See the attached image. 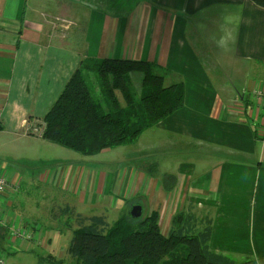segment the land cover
<instances>
[{
    "label": "crops",
    "instance_id": "0c3cea01",
    "mask_svg": "<svg viewBox=\"0 0 264 264\" xmlns=\"http://www.w3.org/2000/svg\"><path fill=\"white\" fill-rule=\"evenodd\" d=\"M44 13L65 15L75 25L53 32L41 16ZM193 28L194 36H205L213 63L218 57L239 59L235 75L241 76L240 83L220 78L215 82L208 76L212 73L200 63ZM85 58L143 60L165 69L169 83L180 78L185 90L182 109L155 127L204 142L217 152L208 156L199 151L211 165L180 164L169 184L180 185L178 195L187 187V197L201 196L188 202L213 211L210 247L215 251L228 254L240 249L254 252L257 260L264 257V102L251 95L255 82L244 81L246 65L259 72L264 69V9L250 0H0V151L15 158L36 156L38 144L46 142L41 138L42 118ZM238 88L244 95L240 102ZM0 173L10 189L23 179L17 172ZM119 187L120 182L118 199ZM85 193L79 197L83 205ZM9 195L4 197L1 218L14 223L19 211ZM157 195L159 200L165 197L162 190ZM171 195L166 204L173 202ZM225 211L228 228L238 233L229 234L227 245H234L216 248V228L221 227ZM160 223H170V217L160 215ZM30 245L20 249L10 244L8 254L30 251Z\"/></svg>",
    "mask_w": 264,
    "mask_h": 264
},
{
    "label": "rangeland",
    "instance_id": "374dc122",
    "mask_svg": "<svg viewBox=\"0 0 264 264\" xmlns=\"http://www.w3.org/2000/svg\"><path fill=\"white\" fill-rule=\"evenodd\" d=\"M41 16L53 32L66 31L75 25V21L62 14L44 13ZM194 31L195 29L193 28L191 32L193 41H196V45H200V63L205 65L207 70L212 73L208 76L213 77L215 82L220 78L226 83L230 81L235 82V85L240 83L239 77L241 79V76L235 75L237 70L240 69L239 59L227 60L218 57L217 59L214 58L215 63H213L204 42L205 36L202 33L196 37L194 36ZM204 51L205 53H202ZM151 64L155 65L154 71L156 74L164 77L168 76L167 71L161 66L154 63ZM256 69V67L246 65L244 81L255 82L251 95L259 98V100L262 99L261 102H264V90L260 88L262 87L260 80L263 79L264 69L262 68V72ZM85 75L87 76V83L92 96L98 101L101 109L108 112L109 105L104 102L105 98L99 91L95 73H89L88 75L85 73ZM168 77L170 78V76ZM129 78L132 90L137 97L141 86V74L130 73ZM168 83L169 79H166L164 84L167 85ZM261 90H263V93ZM238 91L239 95H236V100L240 102L244 99V95L242 88H238ZM246 91L245 94L249 96V90ZM216 92L218 93V88H216ZM121 103H123L122 100ZM38 145V153L32 160L29 156L15 158V156H9L5 154L6 152L0 151V155H2L0 156V168H2L0 170H8L10 176L15 172L23 175L21 183L16 185L14 182L11 189L9 187L10 182L7 181L9 185L7 192L11 194L12 199L18 204L19 215L14 220L15 227L21 232L20 227L25 226L24 229H29L31 223L37 222L38 228L40 226L45 230H49V236H51L52 242H55L53 246L50 244L51 247L43 244L42 246L32 245L30 246L31 250L27 252L17 249L15 254L7 253L8 255H3L1 253L0 256L6 260V264H49L39 262L38 257H46L50 252H54L53 255L56 258L62 259V264H72L73 260L67 254V247L72 236L71 231L77 226V221L74 218V213L70 216L61 211L65 205L72 208L74 212L85 214L87 217L102 216L108 224H112L122 213H127L130 203L137 201L142 207L143 217L149 215L152 211L158 212L159 216L170 217V223H160L163 234L166 236L171 227L173 216L181 210H187L188 205L193 206L188 200L195 201V199L199 198L200 200L201 198V196L194 198L191 195L187 197V187H184L181 195L177 194L180 191V185L172 186L169 184L173 181L174 176L178 175L175 173L177 171L176 168L180 164L194 163L196 161L205 166V161L207 162L208 159L204 158L205 155L201 156L199 151L206 152L208 156L213 152H217L215 151L216 148L204 142L196 141L180 134L167 133L160 127L155 126L146 129L134 144L103 150L94 156H84L47 141L44 146ZM206 165L207 167L211 165L210 161ZM165 176H170V178H165ZM166 181L168 182L166 183ZM118 182H120L119 192H122V195H119L122 198L119 199L116 196ZM171 186L172 188H170ZM161 190L164 192L165 197L159 200L158 196L160 195L157 194ZM84 191L86 192V201L83 205L79 202V197ZM99 191L104 194H99ZM151 192L155 194L152 196ZM112 193H114L113 197H111ZM169 194L173 195V202L166 204L164 200ZM90 195H93V197L89 199ZM104 195H106L105 199L97 201ZM148 196L151 197L150 202L148 201ZM88 200L89 202L97 201V204L94 203L90 206ZM105 207H108L107 210L99 214ZM193 208L196 214L200 212L210 215L213 212L211 209L206 212L203 206L198 208L197 205H194ZM6 219L7 221L5 219L0 220V223L10 227L9 229L12 230V225L8 224L9 219L7 217ZM220 222L221 227L216 228L215 244L213 246L216 248L230 247L234 243L231 242L227 245L230 240L229 234L233 235L238 232H234L235 229L233 228H228L227 211H225ZM42 233L43 229L41 228L36 237L44 240L45 234L41 236ZM11 234H13V231L8 232V242L10 241L9 243L13 247L19 246V241H15V236H13L15 239H12ZM240 235L242 234L240 233ZM53 236H57V238H53ZM10 244H4L8 252L13 249ZM210 248L215 251L213 247ZM234 253H243L244 256ZM227 255L237 264L246 261L264 264V257L257 260L254 252L251 254L246 250L240 251L239 249V251L231 252Z\"/></svg>",
    "mask_w": 264,
    "mask_h": 264
},
{
    "label": "trees",
    "instance_id": "16d2710c",
    "mask_svg": "<svg viewBox=\"0 0 264 264\" xmlns=\"http://www.w3.org/2000/svg\"><path fill=\"white\" fill-rule=\"evenodd\" d=\"M250 1L264 9V0ZM154 70L155 65L143 60L82 59L43 116L41 138L84 156L134 144L146 129L183 107V83L165 85V77ZM85 73H95L99 91L109 105L108 112L92 96ZM130 73L141 74L137 97L132 90ZM8 197L12 199L11 194ZM136 204L139 202L130 203L127 213H122L112 224L102 216L75 214L65 205L61 211L70 216L74 213L77 221L67 247L72 264H237L226 253L210 248L213 219L207 213L196 214L192 206L179 211L165 236L158 212L152 211L140 218L129 215ZM13 208L19 211L15 200ZM8 224L14 225L10 221ZM23 227L20 229L25 235L15 248L21 249L28 243L50 246L52 238L48 229L38 228L37 222L31 223L29 229ZM9 228L0 227V254L10 253L5 248ZM41 228L45 241L36 237ZM53 253L38 257V261L62 264V259Z\"/></svg>",
    "mask_w": 264,
    "mask_h": 264
},
{
    "label": "built area",
    "instance_id": "2783aa9c",
    "mask_svg": "<svg viewBox=\"0 0 264 264\" xmlns=\"http://www.w3.org/2000/svg\"><path fill=\"white\" fill-rule=\"evenodd\" d=\"M261 92L263 93V90H261ZM263 115H264V109H263ZM36 131V129L34 130ZM8 183H7V180L4 176V174L0 173V220H2L1 218V214H2V210H3V200H4V197H5V194L7 193V190H8ZM4 224H1L0 223V226H3ZM13 231V234L12 235V239H15V241H20L21 238H23V235H25V232H22L23 230H21V232H19V230L15 227V225L12 226V230ZM15 236V238L13 237ZM0 264H5L4 263V258L0 256Z\"/></svg>",
    "mask_w": 264,
    "mask_h": 264
},
{
    "label": "water",
    "instance_id": "95a60500",
    "mask_svg": "<svg viewBox=\"0 0 264 264\" xmlns=\"http://www.w3.org/2000/svg\"><path fill=\"white\" fill-rule=\"evenodd\" d=\"M129 215L132 218H140L142 215V207L139 204L132 206L129 211Z\"/></svg>",
    "mask_w": 264,
    "mask_h": 264
}]
</instances>
